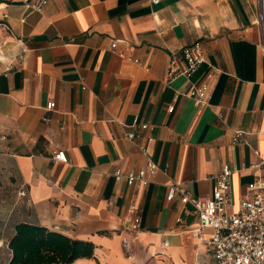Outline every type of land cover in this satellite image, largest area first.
I'll use <instances>...</instances> for the list:
<instances>
[{"label": "crops", "instance_id": "1", "mask_svg": "<svg viewBox=\"0 0 264 264\" xmlns=\"http://www.w3.org/2000/svg\"><path fill=\"white\" fill-rule=\"evenodd\" d=\"M26 1L0 0L12 32L0 24V264L19 223L94 243L92 257L69 264H213L191 234L192 205L179 192L166 200L167 186L209 195L227 163L237 201L259 172V0H48L41 12ZM195 40L204 63L166 84L170 52ZM59 149L67 161L53 158ZM149 160L158 168L146 185L114 176Z\"/></svg>", "mask_w": 264, "mask_h": 264}, {"label": "built area", "instance_id": "2", "mask_svg": "<svg viewBox=\"0 0 264 264\" xmlns=\"http://www.w3.org/2000/svg\"><path fill=\"white\" fill-rule=\"evenodd\" d=\"M47 2L48 0H28L24 5L30 10L41 12ZM151 2L158 3L159 0H151ZM6 17L7 15L4 14V19ZM254 23L260 31L258 42L264 54V0H259ZM0 24L12 33L6 20ZM3 44L4 42L0 41V48ZM204 61L200 40H195L191 44L170 52L165 83L168 84L178 77L189 79ZM10 69L11 66L8 67V70ZM219 72V68H213V74ZM190 95L198 106L207 104L202 88L195 87ZM52 107L53 102L49 101L46 109L51 110ZM168 109L172 110L173 105H169ZM131 125L141 128L150 126L146 122L141 123L137 120H134ZM243 132L241 129L234 130L232 140H239ZM125 136L134 139L136 134L129 131ZM53 158L67 161L65 151L62 149L54 151ZM251 167L258 169L259 172L247 182L246 193L237 201H234L231 191V176L234 171L227 163L221 165L215 176L216 187L209 195L193 196L175 182L167 186L166 200H172L175 193L179 192L180 200L192 205L198 221L191 228V234L196 239L205 241L209 246L214 258L213 264H264V159L251 164ZM157 168V164L149 160L147 166L137 172L117 169L114 176L117 180H125L129 185L134 183L146 185L149 182V176ZM25 193V190L19 192L20 195H25ZM206 228H211L212 233L204 238Z\"/></svg>", "mask_w": 264, "mask_h": 264}, {"label": "trees", "instance_id": "3", "mask_svg": "<svg viewBox=\"0 0 264 264\" xmlns=\"http://www.w3.org/2000/svg\"><path fill=\"white\" fill-rule=\"evenodd\" d=\"M9 248L8 264H69L77 258L92 257L95 245L42 225L19 223L15 226Z\"/></svg>", "mask_w": 264, "mask_h": 264}]
</instances>
